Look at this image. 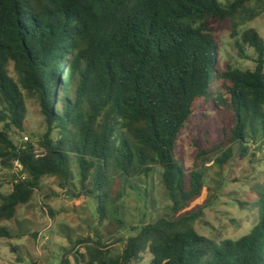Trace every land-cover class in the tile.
<instances>
[{
	"label": "trees",
	"instance_id": "trees-1",
	"mask_svg": "<svg viewBox=\"0 0 264 264\" xmlns=\"http://www.w3.org/2000/svg\"><path fill=\"white\" fill-rule=\"evenodd\" d=\"M263 13L264 0H0V165L22 166L0 196V223L32 201L44 177L68 186L76 167L99 219L121 227L127 187L160 169L171 203L164 216L132 228L118 256L88 237L60 264H264V185L254 187L253 203L239 202L258 212L248 234L205 237L197 226L206 174L178 153L195 129L196 161L221 151V171L263 152L264 40L255 29L241 32ZM220 31L242 58L253 50V69L224 62ZM28 100L45 131L37 144L19 145ZM12 238L0 227V239Z\"/></svg>",
	"mask_w": 264,
	"mask_h": 264
},
{
	"label": "rangeland",
	"instance_id": "rangeland-1",
	"mask_svg": "<svg viewBox=\"0 0 264 264\" xmlns=\"http://www.w3.org/2000/svg\"><path fill=\"white\" fill-rule=\"evenodd\" d=\"M249 29L257 30L264 40V13L241 32ZM219 37L225 63L243 70L254 68L252 49H246L249 59H244L238 54L230 33L220 31ZM27 104L29 132L16 137L19 145L23 144V140L37 144L45 131L44 117L38 104L34 100H28ZM196 134L195 129L184 137L178 153L187 167L197 164L198 170L206 174L209 190L198 203H205V217L197 230L201 235L217 241L238 240L248 234L258 220L256 210L244 209L239 202L253 203L254 187L264 185V150L254 157L238 159L221 171L215 164L221 151L207 149L196 161L197 149L190 142L191 136ZM24 137H28V141ZM73 171L76 179L64 187L57 178L44 177L32 201L20 206L13 220L0 223V227L7 228L13 236L12 239H0V264H60L65 250L71 249L77 240L88 237H99L109 245L111 254L118 256L126 239L135 234L132 228L141 223L155 222L166 214L171 205L162 187L160 169H156L147 180L141 181L138 189L127 187L118 204L119 216L124 221L120 227L109 219H99L96 201L82 191L78 169L74 167ZM15 173L12 165L9 168L0 165V196L12 192ZM145 188L148 189L147 196ZM81 252L84 250L81 249ZM145 259L141 264L150 263L149 258Z\"/></svg>",
	"mask_w": 264,
	"mask_h": 264
},
{
	"label": "built area",
	"instance_id": "built-area-1",
	"mask_svg": "<svg viewBox=\"0 0 264 264\" xmlns=\"http://www.w3.org/2000/svg\"><path fill=\"white\" fill-rule=\"evenodd\" d=\"M27 141H28V138H25ZM36 153H39V151H37ZM14 169L17 172H20L22 170V166H21V163L20 161L16 160L14 161Z\"/></svg>",
	"mask_w": 264,
	"mask_h": 264
}]
</instances>
